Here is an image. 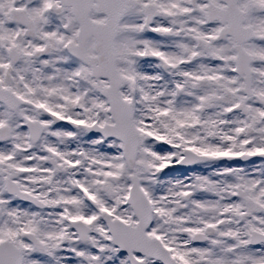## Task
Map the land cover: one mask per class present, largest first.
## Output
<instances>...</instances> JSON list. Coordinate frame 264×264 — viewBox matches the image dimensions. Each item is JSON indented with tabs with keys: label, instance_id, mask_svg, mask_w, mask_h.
<instances>
[{
	"label": "snow or ice",
	"instance_id": "snow-or-ice-1",
	"mask_svg": "<svg viewBox=\"0 0 264 264\" xmlns=\"http://www.w3.org/2000/svg\"><path fill=\"white\" fill-rule=\"evenodd\" d=\"M0 264H264V0H0Z\"/></svg>",
	"mask_w": 264,
	"mask_h": 264
}]
</instances>
